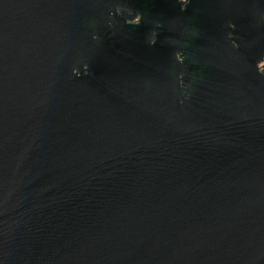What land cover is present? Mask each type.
<instances>
[{"label":"water","instance_id":"water-1","mask_svg":"<svg viewBox=\"0 0 264 264\" xmlns=\"http://www.w3.org/2000/svg\"><path fill=\"white\" fill-rule=\"evenodd\" d=\"M262 61L264 0H0V264H264Z\"/></svg>","mask_w":264,"mask_h":264},{"label":"clouds","instance_id":"clouds-1","mask_svg":"<svg viewBox=\"0 0 264 264\" xmlns=\"http://www.w3.org/2000/svg\"><path fill=\"white\" fill-rule=\"evenodd\" d=\"M137 19H139V17H137ZM151 43H152L153 45H155V44H156V40H152ZM183 62H184V61H181V63H183ZM260 67L264 68V61H262V62L260 63ZM77 75H78V73H77Z\"/></svg>","mask_w":264,"mask_h":264}]
</instances>
